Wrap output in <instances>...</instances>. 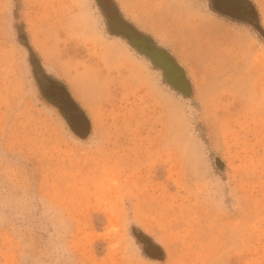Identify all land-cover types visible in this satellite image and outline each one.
I'll list each match as a JSON object with an SVG mask.
<instances>
[{
	"label": "rangeland",
	"instance_id": "374dc122",
	"mask_svg": "<svg viewBox=\"0 0 264 264\" xmlns=\"http://www.w3.org/2000/svg\"><path fill=\"white\" fill-rule=\"evenodd\" d=\"M111 1L191 94L101 0H0V264H264V0Z\"/></svg>",
	"mask_w": 264,
	"mask_h": 264
},
{
	"label": "water",
	"instance_id": "95a60500",
	"mask_svg": "<svg viewBox=\"0 0 264 264\" xmlns=\"http://www.w3.org/2000/svg\"><path fill=\"white\" fill-rule=\"evenodd\" d=\"M101 1L105 4V7L108 11V17L111 21L112 27L119 33L126 34L128 36L129 43L132 46L136 47L142 54L148 56L153 61V63L163 71L167 82L174 89L181 92L186 97L190 96L191 86L185 77L184 71L168 55V53L162 49L148 46L146 40L140 37L138 31L122 19L119 12L115 10L113 2L111 0ZM235 1H237V3L232 5V3H230L231 0H216V2H213V5L215 10L222 13L223 15H227L235 19H240L236 18L232 13H230L233 8L238 7L240 5V0ZM242 1H245L247 5L252 7L249 1ZM219 5H222L224 9L222 10ZM258 29L259 31H262L260 30V28ZM65 105L66 107L63 109V111L68 116V119L70 121V127L77 135L81 137H86L90 130V123L87 117L85 116L84 112L77 107L74 101L69 100L65 103ZM86 129H88L87 134L83 135L82 132H84ZM146 253L153 258L160 256V250L155 247L152 248V250L150 251H146Z\"/></svg>",
	"mask_w": 264,
	"mask_h": 264
},
{
	"label": "flooded vegetation",
	"instance_id": "af4514ba",
	"mask_svg": "<svg viewBox=\"0 0 264 264\" xmlns=\"http://www.w3.org/2000/svg\"><path fill=\"white\" fill-rule=\"evenodd\" d=\"M216 2V0H214ZM213 1V2H214ZM232 3H237L235 0H231ZM219 7L223 10L224 8L222 5H219ZM230 13H232L236 18L250 20L251 17L255 16L253 9L245 3V1L240 0V5L238 7L233 8ZM49 95L52 96L56 101L59 103V105H65V99H67L65 94H62V92L59 89H55L49 91Z\"/></svg>",
	"mask_w": 264,
	"mask_h": 264
},
{
	"label": "bare ground",
	"instance_id": "6f19581e",
	"mask_svg": "<svg viewBox=\"0 0 264 264\" xmlns=\"http://www.w3.org/2000/svg\"><path fill=\"white\" fill-rule=\"evenodd\" d=\"M230 3H232V2H230ZM234 3H232V5H233ZM90 69V68H89Z\"/></svg>",
	"mask_w": 264,
	"mask_h": 264
}]
</instances>
